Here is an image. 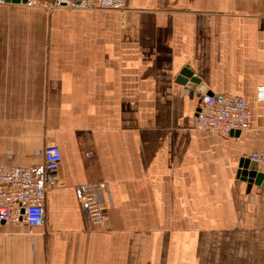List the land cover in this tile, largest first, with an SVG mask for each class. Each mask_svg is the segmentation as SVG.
<instances>
[{
	"label": "crops",
	"instance_id": "obj_1",
	"mask_svg": "<svg viewBox=\"0 0 264 264\" xmlns=\"http://www.w3.org/2000/svg\"><path fill=\"white\" fill-rule=\"evenodd\" d=\"M243 97L251 128L196 127L201 94ZM264 0H127L48 12L0 3V164L57 145L45 224L0 226V264H264V187L238 178L264 150ZM87 154H90L87 157ZM109 185L89 224L75 188Z\"/></svg>",
	"mask_w": 264,
	"mask_h": 264
},
{
	"label": "built area",
	"instance_id": "obj_2",
	"mask_svg": "<svg viewBox=\"0 0 264 264\" xmlns=\"http://www.w3.org/2000/svg\"><path fill=\"white\" fill-rule=\"evenodd\" d=\"M0 3L4 4L6 0H0ZM19 4L49 10H122L127 0H26L24 3L20 0ZM257 96L264 101V86L257 89ZM198 109L196 125L200 130L232 137L233 132L242 133L251 128V110L243 97L222 93L202 95ZM249 158L264 173V150ZM61 162V149L57 145H50L46 147L44 161L40 165L7 167L0 164V226L4 223L23 224L34 230L45 224L47 193L59 186L57 171ZM108 189L105 182L78 185L75 188L83 215L89 224L103 225L107 222L108 214L103 203Z\"/></svg>",
	"mask_w": 264,
	"mask_h": 264
},
{
	"label": "water",
	"instance_id": "obj_3",
	"mask_svg": "<svg viewBox=\"0 0 264 264\" xmlns=\"http://www.w3.org/2000/svg\"><path fill=\"white\" fill-rule=\"evenodd\" d=\"M26 0H23V3ZM6 3L19 4L20 0H6ZM177 82L184 85L192 90L199 92L201 95L212 96L215 93L210 91L206 85L201 83L200 79L195 77L194 73L189 69L185 68L181 74L177 77ZM199 109L197 110V112ZM197 115V114H196ZM241 132H233L232 137H239ZM238 178L243 181L254 183L258 186L264 187V173L259 170V166L256 162L250 158H242L239 162Z\"/></svg>",
	"mask_w": 264,
	"mask_h": 264
},
{
	"label": "rangeland",
	"instance_id": "obj_4",
	"mask_svg": "<svg viewBox=\"0 0 264 264\" xmlns=\"http://www.w3.org/2000/svg\"><path fill=\"white\" fill-rule=\"evenodd\" d=\"M27 7V6H26ZM28 8H40V9H44V10H46V11H48V12H54V11H57V9H55V10H49L48 8H45V7H28ZM222 94H224V93H222ZM225 95H228V94H225ZM228 96H234V95H228ZM235 97H239V96H235ZM197 112V111H196ZM196 127H197V125H196ZM199 129V128H198ZM222 137V136H221ZM261 151H263V150H260V151H258V153L259 152H261ZM255 153H257V152H255ZM254 154V153H253ZM87 157H89V154H87ZM94 183H100V182H91V183H86V184H94ZM81 185H84V184H81ZM108 187H109V185H108ZM108 191H109V189H108ZM76 192V191H75ZM108 194V192L105 194V197H106V195ZM78 202H79V199H78ZM79 204H80V202H79ZM103 205H104V207H105V209H106V211H107V214H108V219H109V211H110V209H111V207H108L107 206V200L106 201H104V203H103ZM108 221V220H107Z\"/></svg>",
	"mask_w": 264,
	"mask_h": 264
}]
</instances>
